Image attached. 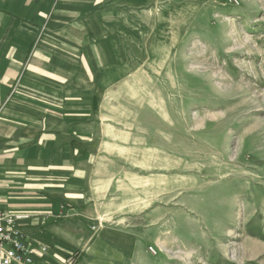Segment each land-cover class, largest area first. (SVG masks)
Here are the masks:
<instances>
[{"label": "rangeland", "instance_id": "rangeland-1", "mask_svg": "<svg viewBox=\"0 0 264 264\" xmlns=\"http://www.w3.org/2000/svg\"><path fill=\"white\" fill-rule=\"evenodd\" d=\"M141 2L83 28L141 45L122 39L133 73L97 111L99 214L63 224L59 264H264V0ZM19 36L26 62L60 38Z\"/></svg>", "mask_w": 264, "mask_h": 264}, {"label": "crops", "instance_id": "crops-1", "mask_svg": "<svg viewBox=\"0 0 264 264\" xmlns=\"http://www.w3.org/2000/svg\"><path fill=\"white\" fill-rule=\"evenodd\" d=\"M33 1L0 0V35L13 34L0 42V212L28 217L20 224L33 264H59L76 244L63 224L99 214L105 188L92 144L105 122L97 111L133 73L125 36L138 42L84 33L96 6L116 0H53V10L41 0L36 12ZM119 1L109 15L97 7L103 20L130 18L124 6L144 4ZM42 27L60 38L44 40L26 62L31 42L20 30Z\"/></svg>", "mask_w": 264, "mask_h": 264}, {"label": "built area", "instance_id": "built-area-1", "mask_svg": "<svg viewBox=\"0 0 264 264\" xmlns=\"http://www.w3.org/2000/svg\"><path fill=\"white\" fill-rule=\"evenodd\" d=\"M27 218L0 212V264H33L36 250L29 245L28 236L20 224Z\"/></svg>", "mask_w": 264, "mask_h": 264}]
</instances>
